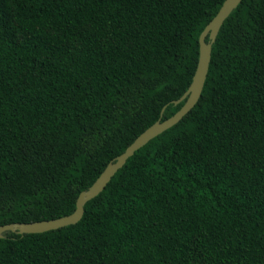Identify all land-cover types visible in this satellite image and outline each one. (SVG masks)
I'll use <instances>...</instances> for the list:
<instances>
[{
	"label": "trees",
	"instance_id": "trees-1",
	"mask_svg": "<svg viewBox=\"0 0 264 264\" xmlns=\"http://www.w3.org/2000/svg\"><path fill=\"white\" fill-rule=\"evenodd\" d=\"M223 2L0 0V226L71 214L182 107ZM0 264H264V0L224 20L196 105Z\"/></svg>",
	"mask_w": 264,
	"mask_h": 264
},
{
	"label": "water",
	"instance_id": "water-1",
	"mask_svg": "<svg viewBox=\"0 0 264 264\" xmlns=\"http://www.w3.org/2000/svg\"><path fill=\"white\" fill-rule=\"evenodd\" d=\"M241 0H224L216 15L209 21L199 36L200 54L198 64L193 75L192 82L186 92L173 103L178 104L185 100L182 107L169 118L163 121H156L147 129H145L136 139L126 148V150L118 155L114 161L107 164L94 183L87 189L82 191L76 201L75 210L68 215L54 218L44 219L33 222H15L0 226V238L4 237L5 231H12L18 234L38 233L52 229H57L70 224H76L83 216L84 205L87 201L99 195L113 175L126 163L127 159L132 156L136 150L143 147L149 140L156 137L166 129L178 123L198 102L203 86L207 77L209 64L211 60L212 45L215 42L218 32L224 20L237 7ZM208 37V41L206 38Z\"/></svg>",
	"mask_w": 264,
	"mask_h": 264
}]
</instances>
